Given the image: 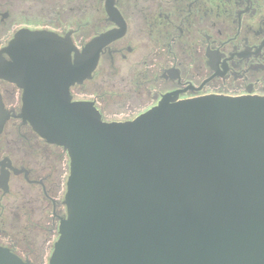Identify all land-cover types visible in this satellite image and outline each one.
Segmentation results:
<instances>
[{"label": "water", "instance_id": "1", "mask_svg": "<svg viewBox=\"0 0 264 264\" xmlns=\"http://www.w3.org/2000/svg\"><path fill=\"white\" fill-rule=\"evenodd\" d=\"M122 32L94 38L70 66L65 40L21 30L0 65L23 91L22 120L69 159L49 264H264V98L168 94L104 122L69 89ZM7 118L0 100V132ZM0 264L26 263L0 247Z\"/></svg>", "mask_w": 264, "mask_h": 264}, {"label": "flooded vegetation", "instance_id": "2", "mask_svg": "<svg viewBox=\"0 0 264 264\" xmlns=\"http://www.w3.org/2000/svg\"><path fill=\"white\" fill-rule=\"evenodd\" d=\"M120 29L91 78L69 89L71 101L92 103L104 122L131 121L168 94L176 101L264 98V0H0V65L12 63L8 49L21 30L65 40L74 66L91 40ZM103 84L128 111L124 119L105 112L97 92ZM22 93L0 79L8 114L0 132V247L26 264H44L35 250L52 254L58 239L69 159L22 120Z\"/></svg>", "mask_w": 264, "mask_h": 264}, {"label": "rangeland", "instance_id": "3", "mask_svg": "<svg viewBox=\"0 0 264 264\" xmlns=\"http://www.w3.org/2000/svg\"><path fill=\"white\" fill-rule=\"evenodd\" d=\"M99 79L101 80L102 77H100ZM126 83L130 84L128 85L129 86L128 88L131 89V91H138L135 84H132L129 78L126 80ZM100 90L102 92L99 90H97V92L102 94V98L104 100V103L106 104L105 112L107 113L112 112L113 114L117 112L116 114H114V116H116L118 119H124V116L126 115L128 116L127 113L128 111L124 109L122 103H119L118 98L115 94V90L111 89L110 87H108V85L105 84H103V86L100 87ZM143 96H148V89L141 91V97ZM35 253L40 254L41 255L40 261L41 262L43 261L44 264H47L48 262L47 260L51 255L50 251L48 252L44 248L43 249L39 248L38 250H35Z\"/></svg>", "mask_w": 264, "mask_h": 264}]
</instances>
